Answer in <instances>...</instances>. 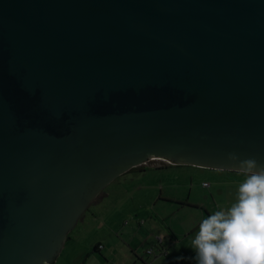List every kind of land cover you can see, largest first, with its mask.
I'll list each match as a JSON object with an SVG mask.
<instances>
[{
  "label": "water",
  "instance_id": "obj_1",
  "mask_svg": "<svg viewBox=\"0 0 264 264\" xmlns=\"http://www.w3.org/2000/svg\"><path fill=\"white\" fill-rule=\"evenodd\" d=\"M229 153L264 162V0H0V264H51L132 168Z\"/></svg>",
  "mask_w": 264,
  "mask_h": 264
},
{
  "label": "rangeland",
  "instance_id": "obj_2",
  "mask_svg": "<svg viewBox=\"0 0 264 264\" xmlns=\"http://www.w3.org/2000/svg\"><path fill=\"white\" fill-rule=\"evenodd\" d=\"M147 167L143 171L132 170L118 176L97 195L68 233L69 238L65 240L51 264H84L83 262L91 264L86 256L87 252L101 255L100 252L92 249L100 238L98 221L112 216V213L134 211L137 202L146 200L150 202V196L151 199L158 196L188 199L189 202L201 205L200 208H190L189 213L207 216L217 210L228 208L236 199L238 184L244 179L237 171L190 165H148ZM160 189H162L161 195ZM162 204V199H158L155 206L158 208ZM178 209L179 205L166 208L163 215L172 216L176 211L178 212ZM140 210H143V207ZM98 244L103 246L102 243Z\"/></svg>",
  "mask_w": 264,
  "mask_h": 264
},
{
  "label": "crops",
  "instance_id": "obj_3",
  "mask_svg": "<svg viewBox=\"0 0 264 264\" xmlns=\"http://www.w3.org/2000/svg\"><path fill=\"white\" fill-rule=\"evenodd\" d=\"M151 188L154 189L153 186ZM158 199H162L163 204L156 208ZM137 203L134 211L112 213V216L98 221L100 238L92 249L101 255L87 252L91 264H138L140 258H145L148 264H175L174 261L196 264L191 240L201 220L210 214L189 213L190 208H200L201 205L180 197L158 196L151 199L150 196V202ZM176 205H179L178 212L169 217L163 215L166 208ZM142 207L143 210H140ZM98 243L103 244L101 249L96 247ZM148 248H153V253H145Z\"/></svg>",
  "mask_w": 264,
  "mask_h": 264
},
{
  "label": "clouds",
  "instance_id": "obj_4",
  "mask_svg": "<svg viewBox=\"0 0 264 264\" xmlns=\"http://www.w3.org/2000/svg\"><path fill=\"white\" fill-rule=\"evenodd\" d=\"M244 179L235 201L203 218L191 240L196 264H264V162L227 155ZM47 264V261H45Z\"/></svg>",
  "mask_w": 264,
  "mask_h": 264
},
{
  "label": "built area",
  "instance_id": "obj_5",
  "mask_svg": "<svg viewBox=\"0 0 264 264\" xmlns=\"http://www.w3.org/2000/svg\"><path fill=\"white\" fill-rule=\"evenodd\" d=\"M96 247L98 249H101L103 246L101 244H98ZM145 253L151 254V253H153V249L152 248H148V249L145 250ZM174 263L175 264H185L183 262H178V261H174ZM138 264H148V261L145 258H140Z\"/></svg>",
  "mask_w": 264,
  "mask_h": 264
},
{
  "label": "trees",
  "instance_id": "obj_6",
  "mask_svg": "<svg viewBox=\"0 0 264 264\" xmlns=\"http://www.w3.org/2000/svg\"><path fill=\"white\" fill-rule=\"evenodd\" d=\"M167 166H174V165H167ZM176 166H179V165H176ZM145 168H148V167H145V166L135 167V168H132V169L129 170V171H132V170L143 171V170H145ZM68 238H69V237H68Z\"/></svg>",
  "mask_w": 264,
  "mask_h": 264
},
{
  "label": "flooded vegetation",
  "instance_id": "obj_7",
  "mask_svg": "<svg viewBox=\"0 0 264 264\" xmlns=\"http://www.w3.org/2000/svg\"><path fill=\"white\" fill-rule=\"evenodd\" d=\"M145 167H147V166H145ZM102 191H103V190H102ZM102 191H101V192H102Z\"/></svg>",
  "mask_w": 264,
  "mask_h": 264
}]
</instances>
